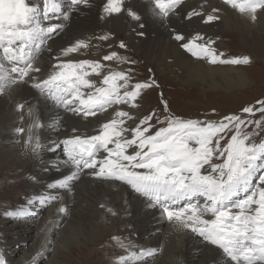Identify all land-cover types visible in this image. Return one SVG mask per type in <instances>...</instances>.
<instances>
[{"label": "bare ground", "instance_id": "obj_1", "mask_svg": "<svg viewBox=\"0 0 264 264\" xmlns=\"http://www.w3.org/2000/svg\"><path fill=\"white\" fill-rule=\"evenodd\" d=\"M28 2L37 6V20L42 26L59 24L60 28L46 36L39 49L33 46L34 66L41 68V72L31 73L33 80L0 94V197L7 198L0 202V242L6 264H21L22 260L28 264H123L121 257L127 258L128 264H232L219 248L198 233L190 229L177 231L158 206L153 207L127 184L96 178L91 170L84 169L70 190L59 188L56 182L73 170L63 149L64 139L97 134L100 125L111 119L116 110L128 111L136 117L135 121H127L133 127L146 113H141V104L135 102L138 107L114 104L96 116L85 117L59 105L32 85L47 79L54 65L84 59L107 65L100 75L93 73L88 77L98 85L110 71L128 73L124 62L103 60L113 51L120 57L127 56L117 47V42L123 41L146 67L178 80V84L196 87L201 93L205 92L204 87L227 93L258 83L263 87L264 71L256 66L260 40L264 37L258 40L256 35L259 30L264 31V10H259L253 21L223 0H184L176 12L165 18L151 0H123L124 10L112 15L104 11L106 0H89L87 5L49 0V8L54 2L60 7L55 17L49 12L50 18L45 19L44 0ZM213 8L219 12L212 13ZM129 9L140 19H132ZM193 9L218 15L220 19L209 23L198 16L188 19L187 13ZM193 24L196 30L187 28ZM228 29L231 31L224 33ZM177 32L185 36L184 42L192 40L197 33L204 39L195 40V44L215 41L211 47L218 55L223 54L221 59L235 57L228 45L238 41L239 50L255 57L251 72L256 74L249 75L250 69L241 65H212L193 57L180 46L182 42L173 38ZM105 35L107 40L99 39ZM77 40H85L89 46L62 54V49ZM0 64L6 72L15 66L2 51ZM82 91L86 94L90 90ZM19 104L25 107L18 110ZM33 124L39 126L32 127ZM21 128L23 132L18 131ZM30 134L33 144L40 142L35 153L32 145L26 143ZM10 188L15 192L12 197L7 194ZM60 207H65L67 212L60 213ZM28 211L35 213L30 217L23 215ZM90 246L91 260L80 257L83 249ZM130 253L136 255L132 257Z\"/></svg>", "mask_w": 264, "mask_h": 264}, {"label": "snow or ice", "instance_id": "obj_2", "mask_svg": "<svg viewBox=\"0 0 264 264\" xmlns=\"http://www.w3.org/2000/svg\"><path fill=\"white\" fill-rule=\"evenodd\" d=\"M151 2L166 18L170 12H176L184 0ZM223 2L253 21L257 12L264 10V0ZM71 3L87 5L89 0H71ZM122 4L123 0H106L104 11L109 15L118 14L124 10ZM48 5L49 0H44L45 19L50 18L49 12L55 17L60 7L55 2L51 8ZM217 12L219 9H212V13ZM128 15L132 19H140L131 9ZM37 16V6L28 0H0V51L15 65L6 72L4 65L0 64V94L19 83L33 80L31 73L41 72V68L34 66L33 46L39 49L46 42V36L50 37L60 25L44 27ZM194 16L201 17L204 23L220 19L218 15L196 9L187 13L188 19ZM173 38L182 42L180 46L193 57L205 59L212 65L250 63L247 56L221 59L223 54L218 55L211 47L215 41L195 44V40L204 39L199 33L187 42L179 32ZM99 39L107 40L108 36ZM88 46L85 40H77L62 49V54ZM119 47L126 48L127 45L121 41ZM113 59L127 60L114 51L103 57L104 61ZM105 67L107 65L89 59L60 63L53 66L54 70L47 79L36 81L32 86L69 111L89 117L106 111L114 104L138 107L135 103L137 98L155 83H130L131 69L128 73L110 71L99 85L88 78L93 73L100 75V70ZM82 89L90 91L85 94ZM161 103L164 111L168 112V102L161 97ZM24 107V104L17 105L18 110ZM28 111L31 114V108ZM241 111L249 115L259 112L264 116V100H257L255 105L244 107ZM136 119L128 111L116 110L111 119L100 125L97 134L64 139L63 149L73 170L57 181V186L70 190L80 173L89 169L96 178L127 184L137 194L147 198L153 207L158 206L177 231L190 229L198 233L209 244L219 248L232 264H264V140L248 143L258 132L241 130V125L245 124H255L259 129L264 120L245 121L236 114L226 115L220 120L184 119L175 115H166L160 120L155 112H150L140 118L134 127L128 125L127 121ZM153 120L156 124L167 126L157 128ZM233 127L234 134L226 144L221 145L223 134ZM18 131L23 132L24 129ZM31 131L32 128L29 129ZM26 143L32 145L34 153L40 148L38 140L33 144L31 134ZM214 158L222 162L214 163ZM258 172L260 175L257 177ZM242 193L243 198H240ZM59 212L66 213L67 209L60 207ZM135 255L130 253L132 257ZM120 259L123 264H128L127 258ZM0 264H6L2 255Z\"/></svg>", "mask_w": 264, "mask_h": 264}, {"label": "rangeland", "instance_id": "obj_3", "mask_svg": "<svg viewBox=\"0 0 264 264\" xmlns=\"http://www.w3.org/2000/svg\"><path fill=\"white\" fill-rule=\"evenodd\" d=\"M66 2H68V0H66ZM193 25H189L187 26V28H191L194 30L196 26ZM228 31H231V29L224 31V33H227ZM224 33H222V35ZM258 33L259 34L256 35L258 37V40L260 36L264 37V31L259 30ZM225 41L229 40L226 39ZM120 42H117V47L121 52L127 54V56L124 55V57L127 58V60L124 61V64L127 67V72L129 69H131L133 84L136 82H155L151 88L143 90L141 97L137 98L136 102L141 104V113H146V115H148L150 112H155L160 120H163L166 115H175L184 119L220 120L224 116L230 114L240 115L241 118L245 121L264 120V116H262V114H260L259 112H257L255 115H249L242 113L241 111L244 107L255 105L257 100H264V86L262 87L261 85H259V83L256 85L257 87L249 85L242 89H233L229 93L221 89H217L216 91L212 92L208 91V88L204 87L203 90L205 92L201 93L199 90H197L196 87L192 88L191 86H189V84H186L185 86L181 83L178 84V80H174L172 77L162 76V74L154 72L156 70H152L151 68L146 67L147 65L144 63V61L135 58L132 52L127 47L120 48ZM260 42L262 44L260 43L257 52L259 55V64L256 66V68H259L260 71H264V63L262 62V60H264V40H260ZM234 44L235 45L229 43L228 45L227 43L228 48L230 47L228 50L232 51V56H252L251 58H249V64H242L241 66L250 69L247 71L249 75H255L256 72H251V69L254 68L252 64L254 63V61H256L255 57L248 51L243 52L239 50L240 44H238V41H236ZM185 80L186 79H184V81ZM161 97L163 98V100L168 102V112L164 111V105L163 103H161ZM152 123L157 128L167 126L166 124H156L155 120H153ZM154 130L155 129H153V131ZM241 130L242 132H258V135H254L251 140L248 141V143H259L260 141L264 140V125H262L261 128L257 129L255 124H245L241 125ZM234 132L235 128L233 127L230 132L223 134L224 139L221 140V145L226 144L231 135L234 134ZM213 162L220 163L222 162V160H216L214 158ZM259 175L260 173L258 172L257 177ZM253 182H257L256 178H254ZM12 189L13 188H10L8 190V196L12 197L15 194ZM243 195L244 194L242 193L240 198H243ZM0 198L2 199L0 200V202H3V200L7 199L5 198V196H1ZM34 213V211H28L23 215L30 217ZM90 248L91 246L83 249L84 252H82V254H80L79 256L87 260H91L90 256L93 255V251L90 252ZM3 253V245L2 242H0V255L3 256ZM18 254L20 255V253ZM19 255H17L16 257H18ZM101 258L102 257L100 256L99 260ZM21 264L28 263L22 260Z\"/></svg>", "mask_w": 264, "mask_h": 264}]
</instances>
